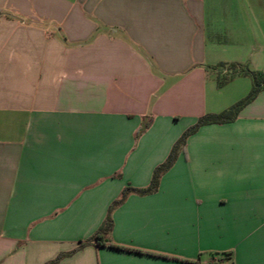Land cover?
I'll list each match as a JSON object with an SVG mask.
<instances>
[{
    "label": "crops",
    "instance_id": "obj_1",
    "mask_svg": "<svg viewBox=\"0 0 264 264\" xmlns=\"http://www.w3.org/2000/svg\"><path fill=\"white\" fill-rule=\"evenodd\" d=\"M264 0H0V264H264Z\"/></svg>",
    "mask_w": 264,
    "mask_h": 264
},
{
    "label": "trees",
    "instance_id": "obj_2",
    "mask_svg": "<svg viewBox=\"0 0 264 264\" xmlns=\"http://www.w3.org/2000/svg\"><path fill=\"white\" fill-rule=\"evenodd\" d=\"M234 76H247L252 80L253 86L247 97H245L243 100L239 101L229 109L219 114H205L204 116L200 117L194 125L189 127L175 143L167 160L155 169L150 185L143 189L126 188L123 191L121 198L116 200L111 205L104 225L93 235L90 241H96L97 244H104L107 235L111 232L113 227L111 217L113 210L117 206L121 205L131 193H135L138 195H147L154 193L158 190L162 175L173 166V164L177 160L179 151H183L185 149L187 140L192 135H194L201 127L207 125L227 124L234 122L237 119L241 110L253 100H255L259 92L264 89V74L257 71H252L249 68L243 67L238 64L230 65L229 74L219 79V87L224 86ZM86 245L87 243H80V245L73 251L60 254L55 260L51 261L48 264H57L63 258L70 257L73 254L77 253Z\"/></svg>",
    "mask_w": 264,
    "mask_h": 264
},
{
    "label": "rangeland",
    "instance_id": "obj_3",
    "mask_svg": "<svg viewBox=\"0 0 264 264\" xmlns=\"http://www.w3.org/2000/svg\"><path fill=\"white\" fill-rule=\"evenodd\" d=\"M252 81V80H251Z\"/></svg>",
    "mask_w": 264,
    "mask_h": 264
}]
</instances>
